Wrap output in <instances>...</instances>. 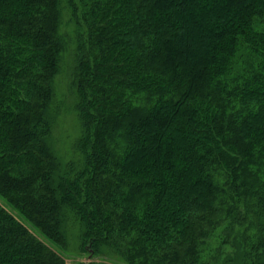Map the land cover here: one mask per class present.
<instances>
[{
    "label": "trees",
    "instance_id": "obj_1",
    "mask_svg": "<svg viewBox=\"0 0 264 264\" xmlns=\"http://www.w3.org/2000/svg\"><path fill=\"white\" fill-rule=\"evenodd\" d=\"M216 233L264 264V0H0V264H201Z\"/></svg>",
    "mask_w": 264,
    "mask_h": 264
},
{
    "label": "rangeland",
    "instance_id": "obj_2",
    "mask_svg": "<svg viewBox=\"0 0 264 264\" xmlns=\"http://www.w3.org/2000/svg\"><path fill=\"white\" fill-rule=\"evenodd\" d=\"M70 31V28H69ZM68 56V55H67ZM66 56V58H67ZM64 58V66L62 72L57 76L54 82L56 99L58 100L59 111L56 115L53 132L49 139V144L53 152L60 160L66 162L70 157V149L72 147V140L78 134V125L71 108L72 103L69 101L68 89V67L67 60ZM66 60V62H65ZM62 100V101H61ZM220 238L219 233L209 241V247L201 256V264H242L241 257L235 256L232 253L235 250V244L231 241L222 243L218 241ZM236 240L239 241L236 237ZM235 240V241H236ZM221 245V250L215 251L216 245ZM227 256H231L227 257ZM227 257V258H226ZM66 264H74L76 261L84 260L86 258L77 255L74 251L64 255ZM226 258V259H225ZM96 259V258H95ZM108 264H119L118 261L109 260Z\"/></svg>",
    "mask_w": 264,
    "mask_h": 264
}]
</instances>
